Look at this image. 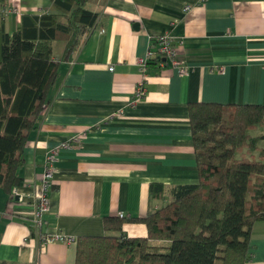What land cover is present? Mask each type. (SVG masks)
<instances>
[{
  "label": "crops",
  "instance_id": "obj_1",
  "mask_svg": "<svg viewBox=\"0 0 264 264\" xmlns=\"http://www.w3.org/2000/svg\"><path fill=\"white\" fill-rule=\"evenodd\" d=\"M87 7L98 18L79 44L69 52L71 40L53 41L58 75L23 150V182L11 193L0 186V264L76 263V241L45 242L33 227L49 149L79 138L60 150L44 232L121 233L106 228V216H143L167 201L150 198L151 182H198L190 102H264V0H88ZM27 12L57 9L51 0H7L0 23L13 32ZM165 33L189 74L151 54ZM140 81L145 96L132 103ZM123 230L148 232L141 222ZM249 256L247 264H264V217L253 224Z\"/></svg>",
  "mask_w": 264,
  "mask_h": 264
},
{
  "label": "trees",
  "instance_id": "obj_2",
  "mask_svg": "<svg viewBox=\"0 0 264 264\" xmlns=\"http://www.w3.org/2000/svg\"><path fill=\"white\" fill-rule=\"evenodd\" d=\"M51 1L57 12L24 13L13 32L0 23V186L10 193L58 75L53 41L71 40V52L98 18L88 0ZM189 111L198 182H151L150 198L167 201L143 216H106L121 233L78 236L75 264H247L264 217V102L193 101ZM126 222L145 223L147 235H128Z\"/></svg>",
  "mask_w": 264,
  "mask_h": 264
},
{
  "label": "built area",
  "instance_id": "obj_3",
  "mask_svg": "<svg viewBox=\"0 0 264 264\" xmlns=\"http://www.w3.org/2000/svg\"><path fill=\"white\" fill-rule=\"evenodd\" d=\"M186 8H189V6H186ZM150 52L151 54L155 52L156 54H160L161 56L170 59L173 65L178 69L179 74H189L190 66L183 59L178 57V48L174 43L173 37L169 33L162 34L155 38ZM147 64V57L139 58L140 71L144 72ZM145 93L146 88L143 85V81H140L135 91V95L133 96L132 103H136L138 100L143 98ZM77 140H79V138H73L72 140L64 141L59 146L49 149L46 154V163L42 174V191L35 202V208L32 215L34 230L41 234L45 242L52 240H62L69 242L77 241L75 236H67L63 232H44V226L46 222L45 215L50 210V190L54 174L57 171L56 163L59 160L60 150L63 147L74 146ZM120 215H123V213H120Z\"/></svg>",
  "mask_w": 264,
  "mask_h": 264
},
{
  "label": "rangeland",
  "instance_id": "obj_4",
  "mask_svg": "<svg viewBox=\"0 0 264 264\" xmlns=\"http://www.w3.org/2000/svg\"><path fill=\"white\" fill-rule=\"evenodd\" d=\"M261 130H262V128H261V127H258L257 129L253 130V132H254V133H258V132H260Z\"/></svg>",
  "mask_w": 264,
  "mask_h": 264
}]
</instances>
